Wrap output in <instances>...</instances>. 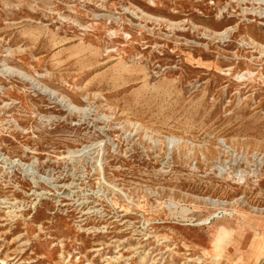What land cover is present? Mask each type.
Returning <instances> with one entry per match:
<instances>
[{
    "label": "rangeland",
    "instance_id": "374dc122",
    "mask_svg": "<svg viewBox=\"0 0 264 264\" xmlns=\"http://www.w3.org/2000/svg\"><path fill=\"white\" fill-rule=\"evenodd\" d=\"M0 264H264V0H0Z\"/></svg>",
    "mask_w": 264,
    "mask_h": 264
}]
</instances>
